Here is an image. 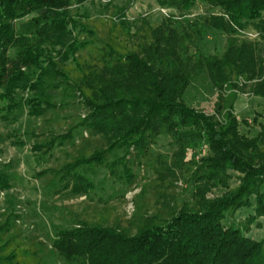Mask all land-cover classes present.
I'll list each match as a JSON object with an SVG mask.
<instances>
[{"label": "trees", "instance_id": "16d2710c", "mask_svg": "<svg viewBox=\"0 0 264 264\" xmlns=\"http://www.w3.org/2000/svg\"><path fill=\"white\" fill-rule=\"evenodd\" d=\"M89 1L0 0L3 121L25 108L31 118H44L58 109L62 92L70 90L74 98L79 92L86 115L75 127L66 135L34 134L32 152L43 159L56 146H75L74 131L81 130L79 155L48 171L60 177L63 189L88 196L93 180L81 168L112 167L107 160L118 151L145 156L159 137L168 136L176 147L168 169L185 171L192 200L175 204L165 199L153 214H134L127 228L85 221L56 226L50 256L65 264H264V239L247 235L264 217V121L253 119L260 131L250 137L240 131L248 121L240 122L235 112L242 82L251 97L264 100V0H157L161 7L177 10L203 1L220 15L206 18L205 29L185 35L168 24L143 29L132 50L104 41L96 47L73 36L70 9ZM249 27L261 34L262 43L238 38V31ZM206 30L230 37L222 55L190 54L185 43L196 45ZM81 48H95L97 54L81 64L75 57ZM71 59L75 78L66 69ZM203 72L218 92L213 115L185 102L193 80ZM93 139L106 149L88 157ZM206 149L207 155L202 153ZM230 171L239 174L240 184L233 189ZM11 188L12 175L0 168V193ZM219 189L225 192L209 197ZM246 209L252 213L235 223L237 213ZM17 220L10 213L0 224V264H51L41 248H25L18 241Z\"/></svg>", "mask_w": 264, "mask_h": 264}, {"label": "rangeland", "instance_id": "374dc122", "mask_svg": "<svg viewBox=\"0 0 264 264\" xmlns=\"http://www.w3.org/2000/svg\"><path fill=\"white\" fill-rule=\"evenodd\" d=\"M211 15H220L219 9H212L203 1L186 10L163 8L157 0H91L70 9L75 38L91 42L96 47L101 46L102 41L112 45L118 43L127 50L138 45L143 29H155L168 24L185 35L198 28L205 29V20ZM237 36L240 40L262 43L261 34L253 27L239 30ZM229 38L221 31L206 30L196 45L192 46L187 42L185 45L190 47V54L193 56H220L227 48ZM83 49L75 56L81 64L89 62L97 54L95 48ZM75 66L72 59L66 64L67 71L72 72L73 77L76 75ZM246 85L243 82L240 85L235 112L240 122L248 121L246 126L241 124V133L252 137L260 131L258 124L252 122L253 119L258 116V121H264V115L258 113H264V101L251 97L249 89H243ZM62 93L56 99L58 109L40 119L31 118L25 108L13 117L8 116V121H3L1 116L5 113V105L0 102V168L12 175V188L0 193V224L10 213L17 216L18 241L25 248L31 245L41 248L51 264H65L57 256H50L56 226L68 228L79 221H85L127 228L134 214H153L165 199L175 200V204L192 200V189L185 180V171L168 169L173 166L176 150L168 136L159 137L145 156L136 155L135 152L127 155L124 151H118L107 160L108 165L113 164L112 167L90 164L81 168L80 171L93 180V188L88 196L75 195L70 189H63L64 183L62 184L60 177L55 178L48 171L59 169L67 160L79 155V149L83 146L81 130L74 131L75 146H56L43 159H37L32 152L36 140L34 134L46 132L66 135L76 126L79 117L86 115L79 92L76 98L72 93L70 95V90L65 95ZM217 101L218 92L212 87L208 74L203 72L197 75L185 94L186 104L213 115L216 113ZM15 141H23L25 146L13 143ZM102 149H106L104 142L93 139L89 141L86 152L91 157ZM207 152L208 149L202 151L205 155ZM37 156L41 158L42 155ZM190 156L189 154L186 161L190 160ZM170 171L176 176H171ZM229 173L234 176L229 182L233 189L240 184L237 179L239 174L234 171ZM58 190L61 192L58 193ZM224 192L223 189L214 190L209 197L220 196ZM251 213V209L238 212L235 223ZM247 235L257 241L264 239V217L251 227Z\"/></svg>", "mask_w": 264, "mask_h": 264}, {"label": "crops", "instance_id": "0c3cea01", "mask_svg": "<svg viewBox=\"0 0 264 264\" xmlns=\"http://www.w3.org/2000/svg\"><path fill=\"white\" fill-rule=\"evenodd\" d=\"M264 101V100H263ZM258 113H261V114H263L264 115V113H262V112H258ZM261 122V121H260Z\"/></svg>", "mask_w": 264, "mask_h": 264}]
</instances>
